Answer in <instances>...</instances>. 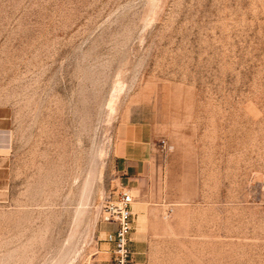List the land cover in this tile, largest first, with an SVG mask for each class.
<instances>
[{"label": "rangeland", "instance_id": "rangeland-1", "mask_svg": "<svg viewBox=\"0 0 264 264\" xmlns=\"http://www.w3.org/2000/svg\"><path fill=\"white\" fill-rule=\"evenodd\" d=\"M0 130V264H112L122 191L128 264H264V0H0Z\"/></svg>", "mask_w": 264, "mask_h": 264}, {"label": "built area", "instance_id": "built-area-1", "mask_svg": "<svg viewBox=\"0 0 264 264\" xmlns=\"http://www.w3.org/2000/svg\"><path fill=\"white\" fill-rule=\"evenodd\" d=\"M133 197L128 191H122L115 201H110L104 211L103 220L114 223L113 235L108 236L112 242V264H128L131 257L130 233L132 230Z\"/></svg>", "mask_w": 264, "mask_h": 264}, {"label": "crops", "instance_id": "crops-1", "mask_svg": "<svg viewBox=\"0 0 264 264\" xmlns=\"http://www.w3.org/2000/svg\"><path fill=\"white\" fill-rule=\"evenodd\" d=\"M2 134V130H0ZM0 134V141L3 139ZM135 148L128 149L127 147H123L121 152L116 155L115 160V169L118 173L124 176L127 179H134L140 172V163L139 161H134Z\"/></svg>", "mask_w": 264, "mask_h": 264}, {"label": "bare ground", "instance_id": "bare-ground-1", "mask_svg": "<svg viewBox=\"0 0 264 264\" xmlns=\"http://www.w3.org/2000/svg\"><path fill=\"white\" fill-rule=\"evenodd\" d=\"M1 145V144H0Z\"/></svg>", "mask_w": 264, "mask_h": 264}]
</instances>
